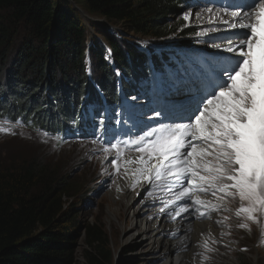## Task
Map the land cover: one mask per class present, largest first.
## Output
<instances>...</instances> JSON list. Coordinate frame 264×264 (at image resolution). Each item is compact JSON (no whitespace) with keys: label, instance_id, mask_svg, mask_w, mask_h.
<instances>
[{"label":"trees","instance_id":"trees-1","mask_svg":"<svg viewBox=\"0 0 264 264\" xmlns=\"http://www.w3.org/2000/svg\"><path fill=\"white\" fill-rule=\"evenodd\" d=\"M199 1L84 0L91 18L120 25L117 36L104 37V52L91 37L102 24L77 18L63 0H0V120L47 133L58 144L120 141L124 103L153 91L158 75L183 62L156 46L195 43L189 37L197 32L183 15ZM43 160L0 158V264H114L102 223L86 226L78 252L80 184L67 167Z\"/></svg>","mask_w":264,"mask_h":264},{"label":"snow or ice","instance_id":"snow-or-ice-1","mask_svg":"<svg viewBox=\"0 0 264 264\" xmlns=\"http://www.w3.org/2000/svg\"><path fill=\"white\" fill-rule=\"evenodd\" d=\"M205 11L211 14L208 24L212 26L196 35L220 32L223 25L224 35L202 42L231 55L205 61L198 75L169 85V90L183 88L189 93L182 122L166 123L169 116L154 109L155 116L164 117L157 126L145 124L142 133L102 151L106 160L115 152L109 163L116 173L122 166L125 175L131 172L133 189L144 182L174 193V200L160 209L162 213L173 208L175 216L194 211L200 218H210L212 213L231 212L228 205L238 201L234 211L238 227L250 231V225H264V0H230L220 9L206 7ZM195 15L201 18L200 13ZM192 16L186 12L183 20L190 22ZM0 133L14 134L2 123ZM133 148L138 157L121 165L125 152ZM228 220L224 216L215 223L226 227ZM209 239L218 243L210 234ZM260 243L264 244V231ZM200 247L204 249L200 255L208 260L204 253L214 252L209 240Z\"/></svg>","mask_w":264,"mask_h":264},{"label":"rangeland","instance_id":"rangeland-1","mask_svg":"<svg viewBox=\"0 0 264 264\" xmlns=\"http://www.w3.org/2000/svg\"><path fill=\"white\" fill-rule=\"evenodd\" d=\"M217 1L221 4L223 3V0H205V2H202L200 5L198 4L197 8L193 11H188L193 13V16L190 22H185L187 24V28H193L196 32L210 28L212 25L208 24V19L211 14L207 13L205 8L213 7L214 9H220L221 6H226L230 2V0H224V5L217 4V6H215L214 4L213 6V3ZM235 2L243 3L244 0H235ZM63 3L67 11L74 14L77 18L89 20L93 25L100 23L104 26L102 28L103 30L97 31V35L91 31V37L102 45L104 52H107L108 49L104 41V37L107 35L117 36V30L120 28L119 23L116 21L105 22L91 18V15L85 13L86 9L84 0H63ZM231 10L232 9L229 11ZM235 10L242 11V9ZM196 13H200L201 18L197 19L195 15ZM220 27V32H210L208 36L204 37H198L196 35V37L201 40L195 46L177 44L178 42L176 41L168 43V45L173 47L171 48L172 50L177 51L179 54H186L184 55V58L187 59L188 63L192 67H187V65H185L180 69L172 68L171 71H169L171 75L168 74L167 76L162 77V80H156L155 87H157V89L155 93L153 92L152 95L146 94L145 100L141 98L137 100L131 99L130 103H124L125 107H127V104L128 106L140 105L139 109H141L136 114H133L131 109L128 110V117H131V119L137 123L136 133L134 132L132 137L142 133L145 130V124L157 126L159 121L164 120L163 116L157 117L154 113H152V110H150L149 107V102L159 106L158 109H162L163 112L169 116V119L165 121L166 123H171L173 120L176 122H182L180 118L184 114V112H181V110H183L184 102L180 103L172 100L174 97L173 94H175L177 90L175 88L169 90V85L174 80H186L184 79V75H180L178 73L186 74L188 78H192L200 73L205 61L213 60L214 58H219L221 56L231 55L230 53H224L214 47H211L209 43L202 42L210 41L213 37L224 35V26L220 25ZM103 32L108 33L103 34ZM128 38L134 39V35L131 34ZM216 43H221L222 46L224 45V42L220 40H216ZM190 56L200 59L201 62L196 63V60H191L189 58ZM171 77L174 80H172ZM162 86L168 88L167 94L161 92ZM181 90L184 89L182 88ZM147 120L150 121L148 122ZM122 121H126L127 123L128 118H123ZM139 121H143V123H139ZM0 123L4 124L5 127L11 128L14 133H0V158L2 161L8 163L14 159L22 160L35 155L40 156L44 159L43 161H46L52 166L67 167L66 175L69 176L74 185L76 183L80 184V189L77 192V198L79 197V209L81 211L76 221V241L79 253L82 252V249L84 248L86 226L99 222L104 225L113 247L114 264H157L158 259L159 261L162 260L160 257L152 259L148 258V247L142 244V242L145 241L142 236L139 239L131 237L126 241V239L129 238V235L137 229L141 230L146 228V224L143 222H140L138 225H133L129 217V212L131 209L137 208V203H139V201L145 202L149 205L147 209L148 211L146 212L147 215H149L148 218L154 220L162 214L167 215V220L171 221V217L169 216L174 213L173 208H168L163 213L160 209L164 207L165 202L174 200V193L168 192L164 187H157L156 185L150 186L145 183L142 185L140 184L133 189L131 187L133 181L129 183L126 192H124L121 182V180L125 177L123 166L121 167L120 173H116L115 169L109 163V161L115 157V152L109 155L106 160L104 158L105 154L102 151L103 147H109L111 143H116L111 136H109L104 142H100V140L95 137L84 141L74 139L58 144L55 139L46 137L43 134H37L33 131L21 129L19 126L10 125L5 122ZM126 123H122V126L127 129V125L129 123L127 125ZM93 140H96L97 142L93 143ZM138 155L139 153L136 152L134 148L127 150L124 157H122L120 161L121 165L123 164V160L126 158H131L133 156L138 157ZM117 189H119V191ZM201 196L202 198L205 197L204 199L215 202L214 198L210 195L204 196L201 194ZM77 198L75 197V199ZM75 199H66V202H75ZM237 206L238 201H233L228 205V207L232 209L231 212L212 213L210 214V218H200L198 214L194 212V214L197 215V218L193 217V220L188 219L184 222L187 219L185 218L182 221L183 228L181 230V247L185 249L183 252H187L189 254L194 247H196L193 254L200 255V253L204 252V249L200 247V245L208 239L209 245L214 249V252L211 254L204 253L210 258L208 260H204L201 256L198 258V264H264V244L260 243L261 233L264 231V225H250V231L240 229L238 227V223L240 221L234 216V211ZM140 209H142V206ZM107 210L117 214L118 222H107ZM224 216L229 217V220L226 222L228 226L221 227L220 225H217L215 221L222 219ZM190 217L192 218V216ZM202 222H213L215 224L213 227L212 223V227L208 230L210 231L209 234L211 237L215 238L218 243L212 244L209 239V234H206L203 230L201 233L194 230V228L197 225H201ZM189 223H191L190 227H188ZM172 233L177 235V232ZM195 239L199 240L195 241ZM79 261H81L80 256ZM190 261H192L191 257ZM190 261L189 263L192 264Z\"/></svg>","mask_w":264,"mask_h":264},{"label":"bare ground","instance_id":"bare-ground-1","mask_svg":"<svg viewBox=\"0 0 264 264\" xmlns=\"http://www.w3.org/2000/svg\"><path fill=\"white\" fill-rule=\"evenodd\" d=\"M233 31H235V30H233ZM106 33H108V32H106ZM106 33L103 32V34H106ZM189 39L194 40L193 42H195L194 43L195 45L197 43H199L201 40V39L197 38L196 35L195 36L190 35ZM191 45H193V44H185V46H191ZM181 67H184V65L180 66L179 69ZM171 69H169V71H171ZM168 73L171 75L170 72H168ZM164 76H165L164 74H160L153 80V91L154 92H156V89H157V87H155L156 80L157 81H159L160 79L162 80V77H164ZM171 79L174 80L172 77H171ZM189 79H191V77ZM184 81L186 82L187 80H184ZM161 88H163V86ZM173 95H174V97L172 100L176 101V102H180L181 98H183L182 100H185V99L188 100L189 93L184 89L181 91H177ZM184 95H187V96H184ZM136 157L137 156H133L131 158H126V159H135ZM130 167H135V165L130 166ZM131 181H133V178L131 176V172H129L121 180L124 192H126L127 186L129 185V183ZM143 183L144 182H142L141 185ZM120 197H121V195H120ZM120 205H122V204H120ZM141 206H142V209H140ZM148 207H149L148 204H146L145 202L139 201V203H137V208H135V209L133 208L130 210L129 217H130L132 224L138 225L140 222H143L144 224H146V228L141 229V230L137 229L135 232H133L131 235H129V238H127L126 241L129 240L131 237H134V239H139L142 236L145 239V241H143L142 244L144 246L148 247V249H147L148 258L152 259V258L160 257L162 259L161 261H159V259H158L157 264H190L189 263L190 257L192 259V261H190V262H192V264H197L195 258L193 257V251L195 250L196 247H194V249L189 254L187 252H183L185 249H183L181 247V230L183 228L182 227V225H183L182 221L185 218H187V219L184 222H186L188 219L193 220V218L190 217L191 215L189 213H184V214H181L180 216H175V214L173 213L172 215L169 216V217H171V221H168L167 215L160 214L156 219L153 220V219L148 218L149 215H147V213H146L148 211L147 210ZM107 211H108L107 222H109V223L112 221L118 222L117 214L115 212H112V211L109 212V210H107ZM113 211H115V210H113ZM175 223H177V224H175ZM212 223L213 222H202V224L197 225L194 228V230L199 232V233H201V231L203 230L206 234H209L210 233L209 230L212 227L211 226ZM214 225L215 224L213 223V227H214ZM190 226H191V223L188 224V227H190ZM207 231H208V233H207ZM172 232H175V233L177 232L176 233L177 235H174V233H172ZM197 240H199V239H195V241H197Z\"/></svg>","mask_w":264,"mask_h":264}]
</instances>
